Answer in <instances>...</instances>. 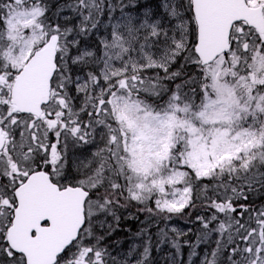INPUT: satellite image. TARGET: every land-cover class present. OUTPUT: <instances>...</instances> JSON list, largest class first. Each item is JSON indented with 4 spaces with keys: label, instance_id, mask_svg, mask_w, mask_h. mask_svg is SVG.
<instances>
[{
    "label": "snow or ice",
    "instance_id": "6c2138e0",
    "mask_svg": "<svg viewBox=\"0 0 264 264\" xmlns=\"http://www.w3.org/2000/svg\"><path fill=\"white\" fill-rule=\"evenodd\" d=\"M0 264H264V0H0Z\"/></svg>",
    "mask_w": 264,
    "mask_h": 264
}]
</instances>
